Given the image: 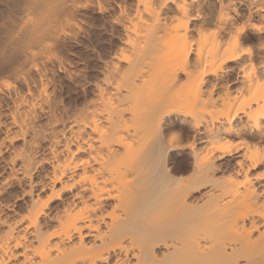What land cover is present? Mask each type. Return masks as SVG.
<instances>
[{"label": "bare ground", "instance_id": "bare-ground-1", "mask_svg": "<svg viewBox=\"0 0 264 264\" xmlns=\"http://www.w3.org/2000/svg\"><path fill=\"white\" fill-rule=\"evenodd\" d=\"M93 16L112 46L91 81L70 55ZM0 20L8 177L29 184L0 264H264V0H0Z\"/></svg>", "mask_w": 264, "mask_h": 264}, {"label": "rangeland", "instance_id": "rangeland-1", "mask_svg": "<svg viewBox=\"0 0 264 264\" xmlns=\"http://www.w3.org/2000/svg\"><path fill=\"white\" fill-rule=\"evenodd\" d=\"M100 18L101 17L99 16H95V18L93 16V19L92 17L90 18V20H92L91 22L95 21L93 23H95L96 29L92 32L90 37L84 39V41H82V43L79 44V46H77L74 49L73 53L70 55L73 65L72 67H76V69H79L81 72H83L84 76L82 75L80 77V79L83 80L94 81L99 78V70L101 65L99 55L103 54L104 56V54L107 53L112 46V38L110 32L102 26ZM1 22L2 21L0 20V24ZM60 78L61 79L58 80L56 79V81H58L57 86H59L58 96L63 99V101L68 105V107L73 108L75 105L79 104L83 99V94L78 88L79 84L73 83L77 82L75 81V79L72 81H68L64 78L62 79V77ZM2 119L3 118H1V120ZM42 119L45 120L46 118ZM41 122L44 121L41 120ZM5 132L6 129L4 131L2 128V131H0V143L2 142V140H5ZM46 140L49 142L48 139ZM46 140H42L40 142L41 152H39V155L37 156L38 159H42L44 157V154L47 150L46 148L49 146ZM21 145L22 140L14 139L12 142H10L9 140H5V143L2 146V152L0 153V218L5 216V214H8V212H10L8 210L12 206L14 208L16 207V209L23 208V202L27 200V196L24 197L22 193L28 190L29 184L27 185L25 184L26 182H23L21 186L19 182L14 181V179L11 180V176H9L10 178L8 177V175H10L9 173L11 170L10 159L13 158L12 155L14 150L16 148L21 147ZM47 168L48 165L46 163L41 164L38 168V171L33 175V179L38 180Z\"/></svg>", "mask_w": 264, "mask_h": 264}, {"label": "snow or ice", "instance_id": "snow-or-ice-1", "mask_svg": "<svg viewBox=\"0 0 264 264\" xmlns=\"http://www.w3.org/2000/svg\"><path fill=\"white\" fill-rule=\"evenodd\" d=\"M260 32L264 33V26L259 29Z\"/></svg>", "mask_w": 264, "mask_h": 264}]
</instances>
